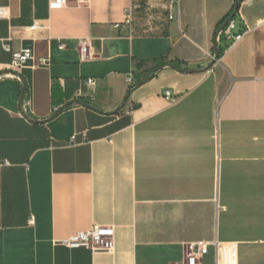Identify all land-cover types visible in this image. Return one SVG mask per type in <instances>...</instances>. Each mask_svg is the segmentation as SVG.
<instances>
[{"label": "crops", "instance_id": "1", "mask_svg": "<svg viewBox=\"0 0 264 264\" xmlns=\"http://www.w3.org/2000/svg\"><path fill=\"white\" fill-rule=\"evenodd\" d=\"M135 1L0 0V264H184L200 243L203 264L227 245L264 264V0L240 2L215 63L237 0H181L160 34L127 37ZM3 45L33 52L17 78ZM162 60L181 68L129 93ZM94 225L112 252L61 244Z\"/></svg>", "mask_w": 264, "mask_h": 264}, {"label": "built area", "instance_id": "2", "mask_svg": "<svg viewBox=\"0 0 264 264\" xmlns=\"http://www.w3.org/2000/svg\"><path fill=\"white\" fill-rule=\"evenodd\" d=\"M51 9H61L65 7L66 0H47ZM181 0H168L165 7H160L154 0L132 2L125 11V19L121 24L115 25V29L121 35L127 37L134 36H155L160 34L166 26L179 15ZM3 10L0 9V17H3ZM236 24L233 19L226 28L216 35V43H220L224 38L233 45L243 37V32L235 33ZM91 42L83 39L80 42V51L84 60L92 58L90 54ZM3 49L12 53L11 71L6 76L17 78V73L31 60L34 59L33 52L29 49L13 52L9 45H3ZM41 67H49L47 60L39 63ZM88 86H94V81L89 80ZM167 99L172 100V95L168 92ZM76 138L71 139L75 143ZM70 249H89L94 253H110L115 249V230L112 227L94 225L87 231L76 232L61 243ZM221 249L222 264H237L235 245H227ZM208 253V245L191 244L185 256L184 264H203V258Z\"/></svg>", "mask_w": 264, "mask_h": 264}, {"label": "trees", "instance_id": "3", "mask_svg": "<svg viewBox=\"0 0 264 264\" xmlns=\"http://www.w3.org/2000/svg\"><path fill=\"white\" fill-rule=\"evenodd\" d=\"M242 0H237L236 2V5L239 4L240 5V2ZM235 5V6H236ZM235 11V10H234ZM234 11L232 13H230L222 22H221V26L230 18L233 16L234 14ZM235 19V18H234ZM226 39H222L221 42H225ZM229 47V44H227L226 46L222 47V46H219L218 47V51H219V58H221L223 52L225 51V48H228ZM167 66H171L175 69H180L181 68V64L178 63V62H165V61H161L160 63L156 62V65L154 66V68L152 70L149 71L148 75L142 79H137L135 82H133V85L131 86L130 88V92H132L135 88H137L140 84H142L143 82H145L147 79H149L157 70L159 69H163L164 67H167Z\"/></svg>", "mask_w": 264, "mask_h": 264}, {"label": "water", "instance_id": "4", "mask_svg": "<svg viewBox=\"0 0 264 264\" xmlns=\"http://www.w3.org/2000/svg\"><path fill=\"white\" fill-rule=\"evenodd\" d=\"M238 11H239V4H237L236 6H235V11H234V14H233V16L232 17H230L222 26H221V28L219 29V31L218 32H221V31H223L225 28H226V26L237 16V13H238ZM218 59H219V51H218V46H217V43H216V45H215V57H214V63L215 62H217L218 61ZM161 69H159V70H157L150 78H149V80L150 79H152L159 71H160ZM139 86H141V84L139 85Z\"/></svg>", "mask_w": 264, "mask_h": 264}, {"label": "bare ground", "instance_id": "5", "mask_svg": "<svg viewBox=\"0 0 264 264\" xmlns=\"http://www.w3.org/2000/svg\"><path fill=\"white\" fill-rule=\"evenodd\" d=\"M221 256V255H220ZM221 260V259H220Z\"/></svg>", "mask_w": 264, "mask_h": 264}]
</instances>
